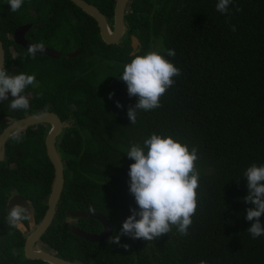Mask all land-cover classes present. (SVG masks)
<instances>
[{
    "label": "trees",
    "instance_id": "obj_1",
    "mask_svg": "<svg viewBox=\"0 0 264 264\" xmlns=\"http://www.w3.org/2000/svg\"><path fill=\"white\" fill-rule=\"evenodd\" d=\"M84 1L112 24L115 0ZM217 2L129 0L122 36L108 46L94 20L68 0H24L17 12L0 0L5 67L18 63L10 74H34L36 80L35 88L24 92L28 110H11L5 103L0 113L21 118L32 110H48L65 123L55 140L63 188L35 250L78 264H264V235L253 239L246 231L254 221L245 219L252 205L243 200L248 192L244 171L264 165V0H233L226 14L216 11ZM27 23L34 28L27 38L49 40L59 59L33 58L23 51L26 56L10 60L7 46L19 49L12 33ZM131 37L138 43L135 50ZM166 49H174L175 56L168 57ZM73 51L78 52L74 58L65 56ZM148 51L164 55L181 74L161 97V106L138 110L131 124L127 109L137 97L128 96L120 74L133 53ZM153 133L197 149L200 187L188 234L173 227L154 241L121 236L127 250L108 239L89 243L71 235L67 220L72 218L65 212H97L112 226L111 236L119 233L129 208L136 207L128 191L134 161L126 151ZM6 154L16 168L0 162V264H46L23 258L26 235L8 225L4 208L11 193L19 194L38 224L46 210L52 166L36 137H25ZM259 219L264 224V214ZM75 220V227L86 233L101 231L94 220Z\"/></svg>",
    "mask_w": 264,
    "mask_h": 264
},
{
    "label": "clouds",
    "instance_id": "obj_2",
    "mask_svg": "<svg viewBox=\"0 0 264 264\" xmlns=\"http://www.w3.org/2000/svg\"><path fill=\"white\" fill-rule=\"evenodd\" d=\"M6 2L12 12H17L24 0ZM232 3L233 0H218L216 11L226 14ZM231 30H236L234 25ZM43 50L42 43L32 44L28 47L27 54L34 58L38 51ZM165 51L168 57L175 56L174 49ZM180 74V69L157 51L132 54L130 62L123 65L120 74V79L126 84L128 96L137 97V102L127 109L131 124L136 123L138 110L147 112L161 106V97L174 85L173 78ZM35 84L34 74H10L0 64V102L9 100L10 94L11 110H28L29 100L23 93L28 86ZM112 95L109 93V99ZM116 107L120 108L122 105L116 102ZM11 138L19 142L21 137L13 134ZM126 155L134 161L129 165L128 191L134 197L136 207L129 208L130 215L122 222L119 233L108 238V243L127 250L129 245L120 243L121 236L154 241L170 233L173 227L180 235L186 236L196 213L197 189L200 187V172L196 166L197 149H189L186 144L171 136L153 133L143 141V145L132 144ZM243 175L248 189L243 200L252 205L246 210L245 219L254 221L246 231L255 239L264 235V224L259 219L264 214V165L252 164ZM27 218L28 210L15 205L8 211L7 222L10 227L20 229ZM198 264L207 262L200 260Z\"/></svg>",
    "mask_w": 264,
    "mask_h": 264
},
{
    "label": "water",
    "instance_id": "obj_3",
    "mask_svg": "<svg viewBox=\"0 0 264 264\" xmlns=\"http://www.w3.org/2000/svg\"><path fill=\"white\" fill-rule=\"evenodd\" d=\"M68 1L94 20L96 27L98 29L99 37L105 45L111 46L118 42V40L121 38L123 33V16L125 13V7L129 0H115L112 11L111 29L108 26L106 18L103 16V14L100 13V11L95 6L85 2L84 0H68ZM29 27H30L29 25L20 26L16 28L12 33L13 43L15 45H19L26 51L31 44L27 43L23 39V35ZM137 44L138 43L136 39L134 37H131L130 45L133 50L136 49ZM36 54L44 55L53 59L58 58V53L45 48L42 52L38 51ZM77 54L78 52H73L70 53L68 57L74 58ZM0 64H3L4 66V51L1 42H0ZM10 99L11 96L9 94V100ZM3 102H0V104ZM40 123L48 124L50 126L47 135L44 139V148H45L46 157L53 169V180L46 202V210L39 223L35 225L33 214L28 203L25 200H23L20 196L14 195L9 197L6 201L5 210H4L5 215L7 217L8 211L15 205H21L28 210V218L25 220L26 226L23 225V227L20 229L15 228L20 233H23L25 231V228L27 227H29L32 230L31 232L27 233V235L25 236L22 246V256L25 260H38L46 264H78L63 260L47 251L34 249L35 243L44 234V232L47 230L48 226L51 223L58 198L63 188L64 179H63L62 164L56 153L54 146L55 137L59 134L61 129V122L59 121L57 115L52 112H42L38 115H30L20 120L19 122L14 123L9 127H6L0 133V161L3 159L4 143L5 140L9 137V135L13 134L15 131L22 129L26 126L33 124H40ZM66 214L68 217L72 219L86 218V219L94 220L99 224L101 228V231L99 233L90 234L82 230H79L76 227H71L70 233L73 236H76L89 243H100L105 241L111 236L112 226L101 214L97 212H93V211H86L79 213L67 212Z\"/></svg>",
    "mask_w": 264,
    "mask_h": 264
},
{
    "label": "flooded vegetation",
    "instance_id": "obj_4",
    "mask_svg": "<svg viewBox=\"0 0 264 264\" xmlns=\"http://www.w3.org/2000/svg\"><path fill=\"white\" fill-rule=\"evenodd\" d=\"M24 25H29L30 27L27 29V31L24 33V35H23V39L27 42V43H29V44H37L35 41L33 42V41H31L30 39H28L27 38V34H29L30 32H32V31H34V28H33V26L31 25V24H29V23H27V24H23V25H21V26H24ZM111 25L112 24H110V26H109V28L111 29ZM11 38H12V36H11ZM38 43H42L43 45H44V48L45 49H49V50H52V51H55L56 53H58V58L57 59H59V57H60V53H59V50L58 49H56V48H53L51 45H50V41L49 40H45L44 42H38ZM15 45V44H14ZM19 49L17 50V49H13V47L12 46H7V51H8V53H10L9 54V58H10V60H17L18 58H19V56L20 55H23V51H26L25 49H23L22 47H20L19 45H16ZM27 52V51H26ZM73 52H77V51H73ZM73 52H71V53H73ZM70 53H67V54H65V56H68ZM36 55H38V54H36ZM23 56H26V54H24ZM39 56H44V55H39ZM53 59V58H52ZM57 59H55V60H57ZM16 62V61H15ZM18 63H14L13 64V66H11V65H9V66H7V67H5V63H4V67H5V69L7 70V71H16L17 69H18V67H19V65H17ZM30 87L31 88H35V85H30ZM23 95H25L27 98H29V95H27V94H24L23 93ZM5 103H7L8 104V106H9V104H10V100H7V101H5V102H3V103H1L0 105L2 106L3 104H5ZM1 106H0V108H1ZM42 112H49L48 110H43V111H40V112H35L34 110H32L31 112H29L27 115H24L23 117H21V118H17V117H10V116H12V115H8V114H4V113H0V133L6 128V127H9V126H11L12 124H14V123H17V122H19L20 120H22V119H24V118H26V117H28V116H30V115H38V114H40V113H42ZM58 117V116H57ZM60 121V120H59ZM65 126V123L64 122H61V129H60V132L62 131V129H63V127ZM49 128H50V126L48 125V124H42V123H40V124H33V125H29V126H26V127H24V128H22V129H19V130H17V131H15L13 134H19L20 135V140H19V142H16V141H14L11 137L13 136V134H11V135H9V137L5 140V143H4V148H3V159L0 161V162H4V164L9 168V169H14V168H16V163L12 160V159H8V158H6V152L8 151H14V150H16L17 149V146H19L20 145V143H21V141L25 138V137H27V136H29V137H36V138H38V139H41L42 140V145H43V147H44V139H45V137H46V135H47V132H48V130H49ZM60 132H59V134H60ZM58 134V135H59ZM57 135V136H58ZM56 136V137H57ZM56 137H55V140H56ZM55 146V145H54ZM44 150H45V148H44ZM57 153V152H56ZM12 156L13 157H15L16 158V156H18V153H13L12 154ZM61 164H62V162H61ZM62 171H63V169H62ZM51 188V187H50ZM14 195H16V196H20L19 194H16V193H11V195L9 196V197H11V196H14ZM49 195V194H48ZM8 197V198H9ZM21 197V196H20ZM7 198V199H8ZM22 198V197H21ZM47 198H48V196H47ZM47 198H46V202H47ZM23 200H25L24 198H22ZM7 201V200H6ZM27 203H28V201L27 200H25ZM28 205H29V203H28ZM29 207H30V205H29ZM30 209H31V207H30ZM4 210H5V208H4ZM31 211H32V209H31ZM54 213H55V211H54ZM65 213H67V212H65ZM77 213H79V212H77ZM33 214V213H32ZM54 215V214H53ZM67 215V214H66ZM70 218V217H69ZM71 220H74V222L73 223H69L70 224V228L71 227H75V225H77V221L75 220V219H71ZM35 225H37V224H35ZM77 228V227H76ZM32 230L29 228V227H27V228H25V231L22 233V234H24V235H27V233H29V232H31ZM96 234V233H95Z\"/></svg>",
    "mask_w": 264,
    "mask_h": 264
},
{
    "label": "rangeland",
    "instance_id": "obj_5",
    "mask_svg": "<svg viewBox=\"0 0 264 264\" xmlns=\"http://www.w3.org/2000/svg\"><path fill=\"white\" fill-rule=\"evenodd\" d=\"M129 2V1H128ZM128 2H127V4H128ZM127 6V5H126ZM69 223H73L74 222V220H70V219H68L67 220Z\"/></svg>",
    "mask_w": 264,
    "mask_h": 264
}]
</instances>
